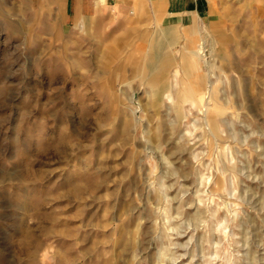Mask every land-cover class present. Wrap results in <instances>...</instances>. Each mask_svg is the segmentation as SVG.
Here are the masks:
<instances>
[{"label": "rangeland", "instance_id": "rangeland-1", "mask_svg": "<svg viewBox=\"0 0 264 264\" xmlns=\"http://www.w3.org/2000/svg\"><path fill=\"white\" fill-rule=\"evenodd\" d=\"M33 12L0 0V264H264V23Z\"/></svg>", "mask_w": 264, "mask_h": 264}, {"label": "crops", "instance_id": "crops-1", "mask_svg": "<svg viewBox=\"0 0 264 264\" xmlns=\"http://www.w3.org/2000/svg\"><path fill=\"white\" fill-rule=\"evenodd\" d=\"M28 3L33 4V14L49 19L44 30L50 33L52 42L58 38L61 47L69 46L68 32L76 30L72 22L78 17L101 16L106 12L120 18L134 14L145 21L154 20L156 30L182 28L188 32V38L217 19L228 21L234 16L237 21L242 17L243 23H264V0H28Z\"/></svg>", "mask_w": 264, "mask_h": 264}]
</instances>
